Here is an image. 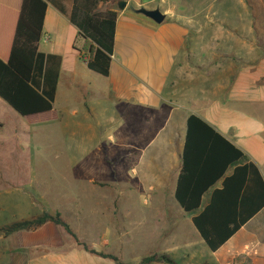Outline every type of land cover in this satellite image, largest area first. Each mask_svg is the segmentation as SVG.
Listing matches in <instances>:
<instances>
[{
  "label": "crops",
  "instance_id": "crops-1",
  "mask_svg": "<svg viewBox=\"0 0 264 264\" xmlns=\"http://www.w3.org/2000/svg\"><path fill=\"white\" fill-rule=\"evenodd\" d=\"M44 1V35L38 50L60 57L61 68L53 110L26 118L28 123H58L65 114L75 118L71 128L101 130V122L91 126L92 114L111 109L108 123L118 136L115 144L103 145L102 160L115 157L116 170L132 164L131 176L147 187L138 192L151 201L144 202V212L134 207L142 212L136 225L139 248L166 255L176 264H264V209L215 252L192 224L223 179L193 213H184L174 200L190 116L213 127L257 166L264 179V46L250 39L256 33L264 35V27L253 28L250 14L243 27H198L178 11L177 0H123L126 8L115 23L109 75L102 77L79 59L78 50L87 51L86 41L78 40L70 22L74 0ZM21 3L0 0L3 62L9 59ZM142 9L159 10L165 20L156 25L138 13ZM4 128L0 119V146ZM231 173L228 170L225 177Z\"/></svg>",
  "mask_w": 264,
  "mask_h": 264
},
{
  "label": "rangeland",
  "instance_id": "rangeland-1",
  "mask_svg": "<svg viewBox=\"0 0 264 264\" xmlns=\"http://www.w3.org/2000/svg\"><path fill=\"white\" fill-rule=\"evenodd\" d=\"M177 3L178 11L198 27H243L249 14L253 28L264 27V0ZM250 39L264 46V35L256 33ZM111 118V109H97L90 124L101 122L105 127L87 132L71 128L70 120L75 118L65 114L58 123L30 125L0 100V119L5 122L0 146V264H115L85 252L62 228L52 225L35 232L5 234L7 227L43 212L59 213L89 250L114 256L121 264H142L144 258L153 256L139 248L136 238L143 204L151 203L138 191L147 187L131 176L132 164L116 170L115 157L102 160L103 145L115 144L118 136L108 123ZM121 172L123 176L118 177ZM135 206L141 211L134 210Z\"/></svg>",
  "mask_w": 264,
  "mask_h": 264
},
{
  "label": "trees",
  "instance_id": "trees-1",
  "mask_svg": "<svg viewBox=\"0 0 264 264\" xmlns=\"http://www.w3.org/2000/svg\"><path fill=\"white\" fill-rule=\"evenodd\" d=\"M113 1L74 0L70 15L78 40L86 41L83 48L87 53L78 50L79 59L88 70L102 77L109 75L118 14L99 9ZM46 9L44 0H22L9 59L0 60V100L23 119L53 110L61 58L38 50L44 35ZM230 169L231 175L225 177ZM221 179V189L214 190L208 206L192 218L194 228L211 252L222 247L264 209V179L257 166L213 127L199 117L190 116L174 200L184 213H193L200 208L204 195ZM47 225L62 228L85 252L121 264L114 256L89 250L59 213L43 212L32 220L14 223L4 232L6 235L35 232ZM154 262L176 264L166 255H153L141 263Z\"/></svg>",
  "mask_w": 264,
  "mask_h": 264
},
{
  "label": "water",
  "instance_id": "water-1",
  "mask_svg": "<svg viewBox=\"0 0 264 264\" xmlns=\"http://www.w3.org/2000/svg\"><path fill=\"white\" fill-rule=\"evenodd\" d=\"M126 8V2L123 0H114L111 4V7L109 10L120 14L122 13ZM139 14L143 15L150 21H152L156 25H160L163 23L165 20V16L159 11V10H154V11H146V10H139Z\"/></svg>",
  "mask_w": 264,
  "mask_h": 264
}]
</instances>
